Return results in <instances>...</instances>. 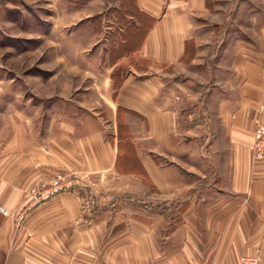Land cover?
<instances>
[{
	"label": "crops",
	"instance_id": "crops-1",
	"mask_svg": "<svg viewBox=\"0 0 264 264\" xmlns=\"http://www.w3.org/2000/svg\"><path fill=\"white\" fill-rule=\"evenodd\" d=\"M137 1L133 29L141 15L152 21L127 50L158 64L147 77L125 76L113 97L102 44L78 22L58 41L72 65L2 87L0 264H237L242 255L264 264V160L250 149L264 124V23L223 32L208 0H167L164 12L161 0ZM102 104L136 112L141 134L105 137ZM57 176L72 186L35 202ZM104 176L125 194L84 214L82 185L93 190Z\"/></svg>",
	"mask_w": 264,
	"mask_h": 264
},
{
	"label": "rangeland",
	"instance_id": "rangeland-1",
	"mask_svg": "<svg viewBox=\"0 0 264 264\" xmlns=\"http://www.w3.org/2000/svg\"><path fill=\"white\" fill-rule=\"evenodd\" d=\"M137 2L139 1L0 0V99L4 91L2 87L9 81V76L16 77V81L26 80V78L33 77V72L39 70H46L50 73L56 70L63 71V69H66L65 65H72L71 62H68L70 61L69 55H71L69 47L58 41L68 38L69 29L78 22L90 24L95 31L96 38L99 40L97 45L102 44L100 47V54L103 58L102 63L106 67L108 64L111 65L110 71L113 76L111 90L113 97L117 90V83H120L125 76L131 77L130 83H135L139 78L150 75L153 72V68L155 69L156 67L158 69V64H153L150 58L142 57L137 53H132L133 51L127 50L136 46L139 42V32L133 29L135 22L133 16L137 13L139 7ZM161 2L160 12H164L167 8V0H161ZM207 3L208 5L209 3L211 5L216 3V6H218L216 9L218 19L210 14L207 15V18L210 21L212 19L213 21L221 19L216 24L223 32L228 28L231 29V23L239 25L253 21L264 23V0H208ZM252 10L256 13L255 16H252ZM84 14L87 16L84 17ZM77 16L81 17L77 19ZM253 17L255 19H251ZM199 18L200 20L203 19L200 16L197 17V20ZM63 27L66 29L65 31L58 30ZM79 34L85 36L87 32L83 30ZM61 61L62 63H59ZM159 64V68L163 72H167L170 68L165 63L160 62ZM2 101L1 99L0 102ZM102 109H104L103 104L97 112L100 113ZM125 115L128 118V123L123 120ZM100 117H102L104 134L107 138L115 136L117 140H125V138L130 139L131 135L136 132H139V134L142 132L141 128H136L138 124L140 125V122L136 121L139 116L129 108L117 107L112 114L111 111L106 109V111H102ZM194 117L188 118L187 115H184L185 120H187L185 125L187 126L189 122L188 129L192 128L195 134H199V129L194 124L196 123V120L193 119ZM262 128H264V124L257 125L255 128L253 142L256 134ZM252 144L250 147L252 159L264 160V157H253ZM104 177L105 179L112 178L111 176ZM113 180H104L100 184L98 181H93V183L97 184L93 190L81 184L83 188L80 192L84 200V208H82L85 210L84 214L104 207L103 203L111 206V204L120 199L115 194H125L127 189L121 188L123 184L117 182L116 179ZM143 180L144 185L150 189L145 177ZM54 181H56L55 184ZM71 181L70 178L57 176L42 183L39 186L40 189L34 192L36 200L41 197L40 193L46 192V190L55 185L60 187L57 192L70 188L72 186ZM129 186H133L135 192L134 183H130ZM135 195L139 196V194L134 193ZM50 196L37 200V202L46 200Z\"/></svg>",
	"mask_w": 264,
	"mask_h": 264
},
{
	"label": "built area",
	"instance_id": "built-area-1",
	"mask_svg": "<svg viewBox=\"0 0 264 264\" xmlns=\"http://www.w3.org/2000/svg\"><path fill=\"white\" fill-rule=\"evenodd\" d=\"M254 156L255 158H263L264 157V128L259 130L255 136V140L252 144ZM56 181H54V184ZM60 189L58 186H53L50 189L43 191L40 193L41 197L37 200L47 198L52 195L54 192H57ZM37 202V201H35ZM0 213L2 215H6L7 211L3 207L0 206ZM237 264H257V257L255 255H242L238 258Z\"/></svg>",
	"mask_w": 264,
	"mask_h": 264
},
{
	"label": "trees",
	"instance_id": "trees-1",
	"mask_svg": "<svg viewBox=\"0 0 264 264\" xmlns=\"http://www.w3.org/2000/svg\"><path fill=\"white\" fill-rule=\"evenodd\" d=\"M140 14H141V12L139 13V15ZM141 16H143V20L141 21L140 26H141V29L143 31L139 29L138 32L142 35L143 33H145L146 28L151 24L152 20H151L150 17H147L146 15H141ZM123 145L125 146V152H126L125 153L126 154L125 155V161H126V163L129 164V165H133V163H137L136 159H135V156L133 154V150H132L131 144L129 142H125Z\"/></svg>",
	"mask_w": 264,
	"mask_h": 264
}]
</instances>
